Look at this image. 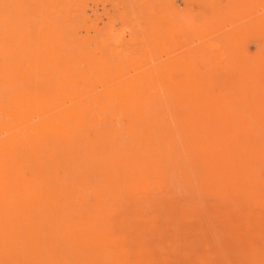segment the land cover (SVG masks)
I'll return each instance as SVG.
<instances>
[{"label": "rangeland", "instance_id": "1", "mask_svg": "<svg viewBox=\"0 0 264 264\" xmlns=\"http://www.w3.org/2000/svg\"><path fill=\"white\" fill-rule=\"evenodd\" d=\"M0 241L264 264V0H0Z\"/></svg>", "mask_w": 264, "mask_h": 264}, {"label": "bare ground", "instance_id": "2", "mask_svg": "<svg viewBox=\"0 0 264 264\" xmlns=\"http://www.w3.org/2000/svg\"><path fill=\"white\" fill-rule=\"evenodd\" d=\"M93 52V51H92ZM83 101V100H82ZM85 101V100H84ZM2 105V104H1ZM212 133V132H211ZM4 135H5V133H3ZM2 134V135H3ZM229 138V137H228ZM255 138V137H254ZM107 139V138H106ZM110 140V139H109ZM109 140H108V142H109ZM215 140V139H214ZM179 141V140H178ZM216 141V140H215ZM112 142V141H111ZM117 142V141H116ZM89 146V145H88ZM85 149V148H84ZM89 149V148H88ZM91 149H92V147H91ZM99 151V150H98ZM96 152V151H95ZM256 154V153H255ZM255 156V155H254ZM114 162V161H113ZM174 165V164H173ZM182 165H184V164H182ZM178 167V166H177ZM168 169V168H167ZM173 169H175V168H173ZM178 169V168H177ZM30 170V169H29ZM44 170V169H43ZM42 170V171H43ZM37 172V171H36ZM10 173V172H9ZM15 174V173H14ZM183 174V173H182ZM52 176V175H51ZM5 177V176H4ZM123 177V176H122ZM120 178V177H119ZM121 179V178H120ZM175 179V178H174ZM113 180V179H112ZM55 182V181H54ZM11 185H14V184H11ZM16 185V184H15ZM205 185V184H204ZM15 187V186H14ZM61 188V187H60ZM65 190V189H64ZM9 192V191H8ZM164 196H165V194H164ZM263 196V195H262ZM62 197V196H61ZM98 197V196H97ZM167 200V199H166ZM81 201H82V199H81ZM92 202V201H91ZM3 205V204H2ZM87 205H89V204H87ZM109 205V204H108ZM171 205V204H170ZM109 207V206H108ZM204 207V206H203ZM208 217V216H207ZM1 242V241H0ZM69 242H71V241H69ZM79 242V241H78ZM77 242V243H78ZM122 242V241H121ZM75 243V242H74ZM99 244V243H98ZM0 245H2V243H0ZM15 244H13L11 241H7L6 242V244L5 245H3V246H0V252L5 248V246H7V247H12V246H14ZM75 246V245H74ZM86 246V245H85ZM110 246V245H109ZM87 247V246H86ZM81 248V247H80ZM82 249V248H81ZM84 249V248H83ZM89 249V248H88ZM83 256H85V255H83ZM92 257V256H91ZM112 257H114V256H112ZM112 257H111V259H112ZM0 258H1V256H0ZM89 259H90V257H89ZM110 259V260H111ZM114 259H115V257H114ZM116 260V259H115ZM21 261L24 263V264H28L27 263V261L25 260V259H20L19 257H18V254H17V252L15 251V254H11L10 256H9V258H8V261H7V264H21ZM80 261V260H79ZM116 261H118L119 262V260H116ZM135 261V260H134ZM91 262V261H90ZM0 263L1 264H5L4 262H2L1 260H0ZM83 263V262H82ZM92 263V262H91ZM29 264H35L33 261H30V263Z\"/></svg>", "mask_w": 264, "mask_h": 264}]
</instances>
